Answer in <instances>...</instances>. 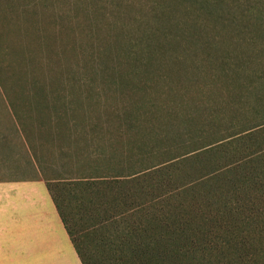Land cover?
Listing matches in <instances>:
<instances>
[{
    "label": "rangeland",
    "instance_id": "374dc122",
    "mask_svg": "<svg viewBox=\"0 0 264 264\" xmlns=\"http://www.w3.org/2000/svg\"><path fill=\"white\" fill-rule=\"evenodd\" d=\"M251 20L264 21V0H0V133L18 121L43 169L89 174L90 150L107 144L94 131L100 112L142 105L161 121L194 102L201 116L223 108L231 91L207 82L254 57L250 42L264 38ZM76 219L91 262L103 264L89 222Z\"/></svg>",
    "mask_w": 264,
    "mask_h": 264
},
{
    "label": "trees",
    "instance_id": "16d2710c",
    "mask_svg": "<svg viewBox=\"0 0 264 264\" xmlns=\"http://www.w3.org/2000/svg\"><path fill=\"white\" fill-rule=\"evenodd\" d=\"M250 48L254 57L207 82L231 91L223 108L201 116L194 102L161 121L142 105L100 112L94 131L107 144L90 150L89 174L50 184L83 264L95 263L71 224L77 214L103 264H264V40Z\"/></svg>",
    "mask_w": 264,
    "mask_h": 264
},
{
    "label": "crops",
    "instance_id": "0c3cea01",
    "mask_svg": "<svg viewBox=\"0 0 264 264\" xmlns=\"http://www.w3.org/2000/svg\"><path fill=\"white\" fill-rule=\"evenodd\" d=\"M14 124L0 133V264H83L50 190L65 175L43 169L28 129Z\"/></svg>",
    "mask_w": 264,
    "mask_h": 264
}]
</instances>
